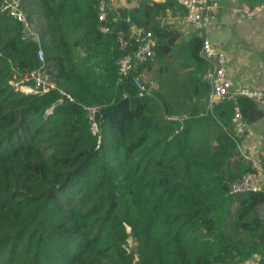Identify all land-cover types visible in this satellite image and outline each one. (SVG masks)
<instances>
[{
	"label": "trees",
	"instance_id": "16d2710c",
	"mask_svg": "<svg viewBox=\"0 0 264 264\" xmlns=\"http://www.w3.org/2000/svg\"><path fill=\"white\" fill-rule=\"evenodd\" d=\"M21 1L39 41L0 0V264H264V190L231 192L256 168L230 126L236 105L249 123L263 111L242 94L207 110L205 38L184 42L165 22L187 7L136 0L101 21L102 0ZM134 26L158 37L157 62L182 53L197 103L140 94L134 76L155 62L119 80ZM40 47L53 87L21 89Z\"/></svg>",
	"mask_w": 264,
	"mask_h": 264
},
{
	"label": "crops",
	"instance_id": "0c3cea01",
	"mask_svg": "<svg viewBox=\"0 0 264 264\" xmlns=\"http://www.w3.org/2000/svg\"><path fill=\"white\" fill-rule=\"evenodd\" d=\"M216 1L220 3V7L218 10L209 12L210 16L202 28H196L189 23L185 15H173L171 10L167 11L165 22L173 25L182 33L184 42L200 36L208 38L215 47L225 52L227 56L226 73L233 90L242 88L264 90V6L257 7L255 16L246 19L240 13L241 7L245 5L240 0ZM137 3L136 0H117L110 2L108 9L116 11L120 7H133ZM136 28L138 27L134 26L132 31ZM182 58V53L176 47L173 53L159 59L158 62L155 56L151 60L155 63L146 66L143 72L149 94L157 97L156 93L161 92L170 102H178L185 97L188 101L187 106H193L199 101V96L191 95L192 88H194L189 78L191 67L184 66ZM206 72L201 76L203 81L206 80ZM210 93L207 99V110L213 109L216 104L224 100H213L210 98ZM262 111V114L250 122L239 144L243 155L256 168L257 180L264 187V110ZM187 117L188 115L184 113L171 118L183 122V119ZM214 117L217 119V115L214 114ZM247 264H258V257L254 256Z\"/></svg>",
	"mask_w": 264,
	"mask_h": 264
},
{
	"label": "built area",
	"instance_id": "2783aa9c",
	"mask_svg": "<svg viewBox=\"0 0 264 264\" xmlns=\"http://www.w3.org/2000/svg\"><path fill=\"white\" fill-rule=\"evenodd\" d=\"M117 0H102L99 5V19L106 20L108 16V5L110 2ZM186 7L187 13L185 19L194 25L196 28H202L206 24L209 12L211 10H218L220 3L216 0H180ZM3 9L8 14L25 24L27 35L39 41V29L34 27V22H31L27 17V12L21 0H1ZM257 9V8H256ZM256 9L249 8L247 5L241 7V16L246 19H251L256 14ZM101 29L108 32L110 29L107 25H102ZM132 38L134 39L135 48L129 52L119 56L116 59L118 65L120 78L122 81L124 77L128 76L133 70L135 71L139 65L151 61L156 56L155 47L157 45V37L154 32L138 27L132 31ZM201 55L210 60L212 67L206 72L205 78L210 82L212 90L210 98L215 99H235L238 95H247L257 100L258 105L264 106V90L242 88L240 90H233L231 82L227 77L226 65L227 56L225 52L215 47L212 42L205 38L201 50ZM38 58L41 64L38 68L29 72L21 73L19 78L14 81V84L23 83L28 91H48L53 85L50 82V75L45 67V57L43 48L38 49ZM140 94L148 90L146 86V79L144 72L141 71L134 76L133 79ZM32 82V83H30ZM17 86V85H16ZM20 88V87H19ZM88 116L91 122L92 133L99 132L98 123L95 120L96 107L86 106ZM250 123L243 115L241 108L236 105L234 115L231 121V129L234 134L242 137L248 130ZM100 141V140H99ZM264 190L262 184L257 180L256 172L244 173L240 178L231 183V192L243 191H261ZM264 208V204H263ZM236 264V263H230Z\"/></svg>",
	"mask_w": 264,
	"mask_h": 264
},
{
	"label": "rangeland",
	"instance_id": "374dc122",
	"mask_svg": "<svg viewBox=\"0 0 264 264\" xmlns=\"http://www.w3.org/2000/svg\"><path fill=\"white\" fill-rule=\"evenodd\" d=\"M157 65H158V66H161V64H159V63H157ZM15 85H17V86L20 87L21 89L27 90V89L25 88V86L23 85V83H17V84H15ZM129 244H130L131 247L135 246V242L133 241L132 238L130 239Z\"/></svg>",
	"mask_w": 264,
	"mask_h": 264
},
{
	"label": "water",
	"instance_id": "95a60500",
	"mask_svg": "<svg viewBox=\"0 0 264 264\" xmlns=\"http://www.w3.org/2000/svg\"><path fill=\"white\" fill-rule=\"evenodd\" d=\"M259 108L264 110V106L262 104H259Z\"/></svg>",
	"mask_w": 264,
	"mask_h": 264
}]
</instances>
